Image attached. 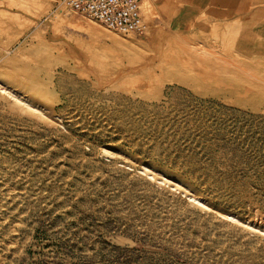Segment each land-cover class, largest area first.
<instances>
[{
	"label": "rangeland",
	"instance_id": "1",
	"mask_svg": "<svg viewBox=\"0 0 264 264\" xmlns=\"http://www.w3.org/2000/svg\"><path fill=\"white\" fill-rule=\"evenodd\" d=\"M239 4L143 0L124 36L0 0V264H264V0Z\"/></svg>",
	"mask_w": 264,
	"mask_h": 264
},
{
	"label": "built area",
	"instance_id": "2",
	"mask_svg": "<svg viewBox=\"0 0 264 264\" xmlns=\"http://www.w3.org/2000/svg\"><path fill=\"white\" fill-rule=\"evenodd\" d=\"M62 3L66 9L120 35L139 34L146 28L142 0H62Z\"/></svg>",
	"mask_w": 264,
	"mask_h": 264
},
{
	"label": "bare ground",
	"instance_id": "3",
	"mask_svg": "<svg viewBox=\"0 0 264 264\" xmlns=\"http://www.w3.org/2000/svg\"><path fill=\"white\" fill-rule=\"evenodd\" d=\"M142 2H143V0H142ZM144 5H145V7H144L145 8V11H146L147 6H146V4H144ZM58 17L60 18V21L65 22V24L67 25V27H69L72 30L78 31V32H84L88 37L89 36H95V34L97 33V31L95 30L94 27H92V28H94V29H92L91 26H88L89 23H87V26L88 27H86V25L84 27V26L80 25V23H78L77 21H72V20L66 19L61 14H58ZM110 41L114 45L119 46V47L124 45L122 43V41H120L117 38L110 37ZM182 43H180V44L181 45H184V46L186 45L184 42H182ZM186 47H191V45H188ZM181 48H182V46H181ZM201 50L202 49L197 48V51H201ZM201 53H203V52L201 51ZM216 60L220 61L221 62V65L222 64H225V66H223L221 68L217 67V69L219 68L218 71L223 76V78H225L227 80H231V81H245V82H247L249 80V79H247V76H245L243 73L239 72V70L236 69V68H234V66H231L230 65L231 63L229 61H225V60H222V59H219V58H217ZM228 65L231 66V67H233V68L229 67ZM178 72H179V74H178L179 76L188 77L187 70L183 69V70H180ZM251 83L253 84V86L257 87L258 90L261 91V93H263L264 90L260 89L261 87L258 86L259 84H257V81L256 80H252Z\"/></svg>",
	"mask_w": 264,
	"mask_h": 264
},
{
	"label": "crops",
	"instance_id": "4",
	"mask_svg": "<svg viewBox=\"0 0 264 264\" xmlns=\"http://www.w3.org/2000/svg\"><path fill=\"white\" fill-rule=\"evenodd\" d=\"M190 1L194 2L196 4V8L201 10L202 8L207 7L209 4H211L214 1H222V0H190ZM233 1H236V0H233ZM246 1L247 0H239V3H242V4H239L238 7L245 8L246 7ZM213 7H214V5H213ZM212 11H214V9H212ZM247 18H250L249 21L252 20V22H254V24H263L264 22H262L261 19L264 18V9L257 8L256 10L250 12L246 16V19Z\"/></svg>",
	"mask_w": 264,
	"mask_h": 264
}]
</instances>
